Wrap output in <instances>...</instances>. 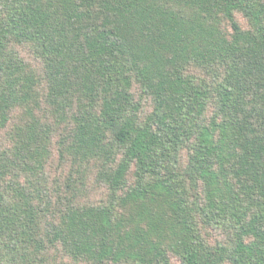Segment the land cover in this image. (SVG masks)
Here are the masks:
<instances>
[{"label": "trees", "instance_id": "obj_1", "mask_svg": "<svg viewBox=\"0 0 264 264\" xmlns=\"http://www.w3.org/2000/svg\"><path fill=\"white\" fill-rule=\"evenodd\" d=\"M0 264H264V0H0Z\"/></svg>", "mask_w": 264, "mask_h": 264}]
</instances>
